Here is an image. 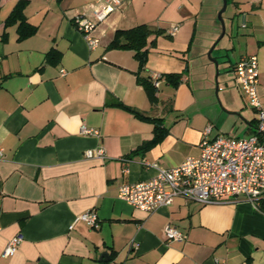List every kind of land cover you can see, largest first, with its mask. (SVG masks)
<instances>
[{
  "label": "crops",
  "instance_id": "0c3cea01",
  "mask_svg": "<svg viewBox=\"0 0 264 264\" xmlns=\"http://www.w3.org/2000/svg\"><path fill=\"white\" fill-rule=\"evenodd\" d=\"M18 1L0 0V264H264V211L246 198L179 196L145 211L118 197L122 184L154 176L152 163L170 168L197 156L204 137L255 131L256 110L233 68L257 55L264 104V0H233L231 23L212 52L217 96L205 55L220 34L218 0H120L97 22L95 48L74 16L94 20L104 0H25L36 31L23 39L17 24L5 26ZM138 24L160 30L149 37L139 73L131 50L109 46L117 29ZM52 49L60 53L55 62L46 57ZM172 72H181L177 86L165 79ZM138 74L158 81L155 102ZM156 123L165 134L138 150ZM83 124L99 135L81 133ZM99 146L104 158L85 155ZM87 209L96 211L97 228L75 220ZM168 225L183 238L166 240ZM18 233L16 252L2 256Z\"/></svg>",
  "mask_w": 264,
  "mask_h": 264
},
{
  "label": "built area",
  "instance_id": "2783aa9c",
  "mask_svg": "<svg viewBox=\"0 0 264 264\" xmlns=\"http://www.w3.org/2000/svg\"><path fill=\"white\" fill-rule=\"evenodd\" d=\"M120 4V0H104L103 6L93 12L94 20L85 14L74 16V22L83 34L89 48H95L99 39L93 35L97 22ZM179 25H172L167 33L174 35ZM235 79L247 97L248 104L256 110L257 124L249 136H231L220 133L214 138H203L200 153L188 156L181 163L166 168L152 163L156 173L147 180L124 183L119 187L118 197L129 204L153 211L162 205L171 204L182 196L200 203L227 201L238 197L250 200L256 206L264 199V104L257 91L258 58L256 54L242 56L233 68ZM159 75L155 74V78ZM158 85V81L154 82ZM210 127L206 129L209 132ZM81 133L99 135L94 128L81 125ZM1 155V150H0ZM87 157L104 158L102 146L85 150ZM75 220L84 221L97 228L99 217L94 209L78 214ZM166 240L182 239L183 233L173 226L164 229ZM23 235L18 233L10 238L2 251V256L13 255L18 249ZM218 264H226L223 261Z\"/></svg>",
  "mask_w": 264,
  "mask_h": 264
},
{
  "label": "trees",
  "instance_id": "16d2710c",
  "mask_svg": "<svg viewBox=\"0 0 264 264\" xmlns=\"http://www.w3.org/2000/svg\"><path fill=\"white\" fill-rule=\"evenodd\" d=\"M25 4V0L18 1L5 19V26L17 24L18 39H23L27 36H30L36 31V26L29 23L26 19V16L24 14ZM159 31L160 30L152 29L147 24H138L129 28L117 29L109 46L112 48L131 50L138 62L137 73H139V71H141L146 64L149 46L154 41V39L150 40L149 37L151 36V34L158 33ZM46 57L48 61L55 62L59 59L60 53L57 50L52 49L47 52ZM180 78L181 72H172L165 74L166 81L172 86H177V84L180 82ZM138 81L144 87L149 100L151 102H155L157 100L156 93L158 91V87L153 84L151 78L140 76L138 74ZM133 111L138 113L135 110ZM154 132V137L151 140L142 143L137 148L138 150L147 149L150 145L158 141L160 137L165 134V130L160 128L159 123H156ZM257 207L260 210L264 211V199L259 202Z\"/></svg>",
  "mask_w": 264,
  "mask_h": 264
},
{
  "label": "water",
  "instance_id": "95a60500",
  "mask_svg": "<svg viewBox=\"0 0 264 264\" xmlns=\"http://www.w3.org/2000/svg\"><path fill=\"white\" fill-rule=\"evenodd\" d=\"M227 2L228 0H222V5L217 13V19L220 22V34L215 38V40L212 42V44L210 45L209 49L206 51V56L208 58V60L210 62H212L214 64L215 67V76H214V82H215V95L217 96V90H218V74H219V65H218V61L216 59V57H214L212 55V52L214 51V49L216 47L219 46L221 39L224 37L225 33H226V24L224 21V18L222 16L223 12L225 11L226 7H227ZM233 15L230 16V20H229V24L231 23ZM106 254V252H105Z\"/></svg>",
  "mask_w": 264,
  "mask_h": 264
},
{
  "label": "rangeland",
  "instance_id": "374dc122",
  "mask_svg": "<svg viewBox=\"0 0 264 264\" xmlns=\"http://www.w3.org/2000/svg\"><path fill=\"white\" fill-rule=\"evenodd\" d=\"M218 1H219V7H218V9H217L216 12H215V18H214V21H215V23H216V25H215L216 28H219V26H220V22H219V20L217 19V13H218V11H219L221 5H222V0H218ZM233 13H234L233 0H228V2H227V7H226L225 11H224L223 14H222L226 26L229 25L230 16H231ZM219 29H220V28H219ZM208 49H209V48H208ZM208 49H207V50H208ZM205 56H206V55H205ZM206 58H207V56H206ZM207 59H208V58H207ZM214 73H215V71H214ZM214 85H215V82H214ZM214 91H215V86H214ZM245 136H249V135H245ZM240 137H243V136H240Z\"/></svg>",
  "mask_w": 264,
  "mask_h": 264
}]
</instances>
